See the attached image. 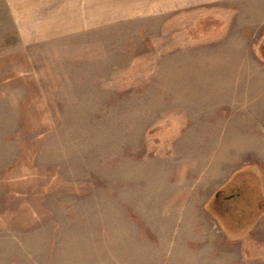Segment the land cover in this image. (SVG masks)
I'll return each mask as SVG.
<instances>
[{
    "label": "rangeland",
    "instance_id": "rangeland-1",
    "mask_svg": "<svg viewBox=\"0 0 264 264\" xmlns=\"http://www.w3.org/2000/svg\"><path fill=\"white\" fill-rule=\"evenodd\" d=\"M92 1L0 0V264H264L208 211L264 193V0Z\"/></svg>",
    "mask_w": 264,
    "mask_h": 264
},
{
    "label": "trees",
    "instance_id": "trees-1",
    "mask_svg": "<svg viewBox=\"0 0 264 264\" xmlns=\"http://www.w3.org/2000/svg\"><path fill=\"white\" fill-rule=\"evenodd\" d=\"M262 40L256 51L264 59V38ZM241 174L238 171L234 172L229 182L227 181L228 183L216 192L217 197L214 194L208 205V211L218 227L230 235H238L250 230L264 205H260L264 200V193L257 180L253 181L248 177L247 184H243V180L237 186L234 184L233 180L238 179ZM242 176L251 175L242 174Z\"/></svg>",
    "mask_w": 264,
    "mask_h": 264
},
{
    "label": "crops",
    "instance_id": "crops-1",
    "mask_svg": "<svg viewBox=\"0 0 264 264\" xmlns=\"http://www.w3.org/2000/svg\"><path fill=\"white\" fill-rule=\"evenodd\" d=\"M12 2H16V0H11ZM32 1V0H27ZM234 2L235 0H94L92 4L95 5L96 3L101 4L104 6V10L100 11L99 13H94L90 8L83 7L81 10L78 11L80 13V19L82 20H93V19H108V17H114L118 14L125 12V10L116 9L111 7L113 4L119 5V3H124L129 6H134V10L138 13H145L149 8H152L153 5L157 4H188V5H213V4H220L224 2ZM89 4V3H87ZM225 4V3H224ZM111 7V8H110ZM128 11V10H127ZM88 14V15H86Z\"/></svg>",
    "mask_w": 264,
    "mask_h": 264
},
{
    "label": "flooded vegetation",
    "instance_id": "flooded-vegetation-1",
    "mask_svg": "<svg viewBox=\"0 0 264 264\" xmlns=\"http://www.w3.org/2000/svg\"><path fill=\"white\" fill-rule=\"evenodd\" d=\"M215 196L217 197V194L215 193Z\"/></svg>",
    "mask_w": 264,
    "mask_h": 264
}]
</instances>
